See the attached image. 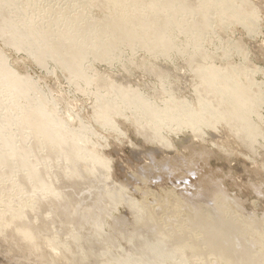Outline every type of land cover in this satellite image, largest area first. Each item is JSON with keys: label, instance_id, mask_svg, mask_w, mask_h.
Here are the masks:
<instances>
[{"label": "bare ground", "instance_id": "obj_1", "mask_svg": "<svg viewBox=\"0 0 264 264\" xmlns=\"http://www.w3.org/2000/svg\"><path fill=\"white\" fill-rule=\"evenodd\" d=\"M102 1L106 2L104 5L109 13L93 23L72 2L67 5L51 4L50 7L46 3L48 0H26L22 2L24 6L29 8L35 4L37 13L32 7L34 17L25 20L23 16L28 10L21 6L22 3L17 8V0H0V39L29 51L35 62L43 67H47L48 59H51L69 77L87 80L93 61L113 63L122 56L126 47L132 48L133 52L142 50L153 57L184 55L189 52L190 45L179 42L177 35L187 37L199 31L203 33V23L215 20L224 23L223 18L240 22L245 14L242 10L244 0H240V5L235 0H203V8H212L207 20L201 13L194 22L195 27L186 24L180 31L179 21H183L186 11H179V19L172 12L176 6L173 0ZM248 8L254 9L251 2ZM12 9H16L17 16ZM13 13L20 17L19 20L15 21L17 18ZM248 22L252 23L250 30L257 25L255 18H248ZM197 54L203 57V50L198 49ZM143 66L146 64L143 63ZM229 68L234 67L229 65L225 70H218L208 66L196 71L202 85L197 94L203 100L198 114L186 109L185 100L178 101L174 95L155 109L135 89H118L109 80L108 83L101 79L103 86L109 85L116 96L100 100L95 117L111 126L112 116L131 111L134 116L131 121L138 123V133L145 132L146 140L157 142L160 147H170L164 131L172 130L178 134L189 128L195 137H199L198 132L204 126L212 125L211 128L215 129L224 122L229 134L248 150L254 151L263 132L251 117L254 114L261 117L259 113L262 110L258 108L264 105V98L254 100V90L260 88L245 90L253 83L251 79L246 80L238 71ZM147 69L153 72L149 66ZM155 72H158V77H163L162 70ZM96 81L101 83L100 79ZM1 88L11 94L19 91L15 100L24 99L27 102V106L19 108L22 121L14 128L19 134H28L29 147L14 148L11 135L16 130L0 121V163L10 168L13 157H21L26 152L32 155L29 159L19 160V166L24 170L15 181L13 192L8 183L0 185V240L16 253L32 252V244L40 245V239H45L44 245L49 246L48 253L42 257V264H62L63 260V264H177L179 260L183 262L178 264H264V217L259 219L255 212L244 217L237 203L231 210L228 201H232L224 193L221 180L210 181L209 178L195 187V194L185 198L184 193L182 196L167 193V201L153 195L154 203L147 199L143 200V204L136 202L135 226L129 234L133 238L129 242L130 249L125 251L124 256L113 253L111 243L103 244L107 237L102 233V223L112 216L109 212L115 210L113 204L123 196L125 186L113 180L109 160L101 155L100 149L89 145L84 137L75 139L78 128L65 130L63 121L53 110L55 108L42 105V100L35 98L37 87L18 77L0 51V93ZM243 95L250 97L248 102H242ZM18 105L17 102L15 106ZM2 107L0 101V110ZM209 111L211 116L204 117ZM143 118L147 119V124L141 122ZM148 126L154 130L150 135L147 134ZM152 154L154 156V152ZM174 159L179 165V161ZM170 161H154L152 167L160 170L169 166V173L174 170ZM117 187H120L119 190ZM20 192L25 195H19ZM33 193L37 197L33 200L35 210L13 211L12 203H28ZM200 200L209 204L200 205ZM116 221L121 223L118 219ZM153 228L158 230L156 235ZM249 240L260 243V249L256 251L257 244ZM186 252L190 254L189 259L184 257ZM4 253L5 250L0 248V257Z\"/></svg>", "mask_w": 264, "mask_h": 264}, {"label": "rangeland", "instance_id": "obj_2", "mask_svg": "<svg viewBox=\"0 0 264 264\" xmlns=\"http://www.w3.org/2000/svg\"><path fill=\"white\" fill-rule=\"evenodd\" d=\"M25 1L17 0L16 5L18 6H15L17 8L23 7L22 2L25 3ZM91 1L48 0L46 3H49L51 7L59 3L67 5V3L72 2L71 4L78 5L79 9L84 11L85 17H90L91 21L96 23L102 20L109 11L104 5L106 4L105 1ZM179 1L173 0L176 6L172 12L177 16L181 9L186 11L183 21H179V25L182 27L179 29L180 31H183L186 24H192L191 27H195L194 22L201 13L207 20L212 10L210 7L203 8V0ZM235 2L240 5V0H235ZM249 2L253 4V10L248 8ZM20 3L23 5L20 6ZM185 4L188 5L185 6ZM34 5L29 7L30 10L24 6L28 10H25L26 13L24 12L25 20L34 17L35 12L33 13L32 10V7L35 8ZM15 10L12 9L17 16ZM242 10L245 11V14L241 12L244 16L240 22L233 21L231 18H223L224 23L220 20L203 23L201 25L204 29L203 33L199 31L197 34L194 33L195 35L188 34L187 37H184V34L177 35L179 42L182 44L188 42L190 45L189 52L184 55H178V53V56L174 54L172 58L153 57L142 50L133 52L132 48L126 47L122 56L113 63L103 60L93 61L90 65L91 74L87 80L69 77L68 73L56 62L50 61L51 59H48L47 67H43L38 61L35 62L36 60L29 51L18 49L0 39V51L6 57L9 67L18 77L37 87L35 98H40L43 102L42 105H49L51 109L55 108L53 110H56L58 118L63 121L65 130L79 129L75 135L76 140L84 137L89 145H93L97 150L100 149L101 155L110 162V175L113 180L117 184L125 186L122 191L123 196L118 197L113 204L115 210L109 212L112 216H108L106 221L102 223V233L107 237L103 244L111 243L110 250L113 253L124 256L125 251L130 249L129 242L133 238L129 234L135 226L136 202L143 204V200L147 199L154 203L153 195H158L162 201L164 199L167 201L165 197L167 193H175L179 196L185 194L183 196L185 198V196L195 194V187L200 185L202 180L208 178L210 181L215 179L214 181L220 182L221 180L220 185L224 186V193L232 201H228L231 210L235 209L237 203L241 208L240 210L243 211L244 217H248L251 212H255L259 219L264 217V105L258 108L262 110L259 113L261 117L256 114L251 117L257 124V128L263 132V136L258 139L254 151L248 150L238 139L229 134L230 132L225 129L227 123L224 122H221L215 128L216 130L211 128L212 125L204 126L198 132L199 137H195L189 128H185L181 132L177 131L178 134L172 130L164 131L170 147L162 146V148L157 142L146 140L145 132L138 133V123L131 121L134 117L131 111L121 116H112L111 126L101 123L95 117L99 101H104L105 97L116 96L109 85L103 86L102 80H109L118 89H135L139 96L144 98L147 103L152 104L155 109L161 106L171 95H174L178 101L185 100L186 109L198 114L203 105V100L197 94V89L202 85L196 71L208 66L216 67L218 70H225L229 65L233 66L234 68H229V70L234 69L243 78L251 79L253 82L245 90L260 88L254 90V100L264 98V0H244ZM217 16L219 17V15ZM177 17L181 18L180 16ZM251 17L255 18L257 23L254 26L255 29L252 30H250L252 23L248 22V18ZM18 18L15 21L19 20ZM194 39L197 40L194 41ZM198 49L203 50V57L197 54ZM143 63L146 64L145 67ZM148 66L153 72L148 71ZM157 70H162L163 77L156 75L158 72L155 71ZM98 79L101 83L97 84L96 80ZM123 83H126V86ZM17 96H19V91H13L11 94L1 88L0 101L3 103V107L0 110V121L2 124L13 127V131L17 129L14 126L22 121L19 108L27 106L24 99L16 101ZM249 98L243 95L242 102H248ZM17 102L19 105L16 107ZM203 116L210 117V111ZM146 121L147 119L143 118L141 122L147 124ZM83 129H87L88 132ZM147 129L149 130L148 135L154 132L151 126H148ZM11 136H13L14 148L25 147L27 149L29 147V139H26L28 134H19L16 130L15 134ZM152 152H154V156ZM31 157L30 152H26L21 157H13V165L10 168L0 163V185L8 183L13 192V185L24 170L19 166V160ZM174 158L179 161L177 162L179 165L174 162ZM170 159L172 161H170V165L174 169L169 172L170 174L168 173L169 166V168L159 166L160 170L152 167L154 161L164 162ZM174 165L177 167L174 168ZM192 167L196 168L195 171ZM189 182L190 184H188ZM119 188L116 189L119 190ZM255 189L259 191L257 192ZM19 195L25 194L20 192ZM36 198L35 193H33L32 199L28 203H12V207L15 209L13 211L35 210L33 209V200L35 201ZM198 203L200 205L209 204L203 200ZM116 219L121 223H117ZM157 231L154 230L153 233L156 235ZM42 234L45 236V233ZM249 235L251 236V234ZM124 236L127 238L125 239ZM64 238L65 236L61 239ZM250 242L257 244L256 251L260 249V243L257 241ZM44 243L45 239H40V245L32 244L31 248H34L32 252L29 250L27 253L18 254L0 240V248L5 250L3 257H0V262L42 264V257L48 253L49 246V244L44 245ZM184 257L189 259L190 254L186 252ZM181 262L183 261L179 260L177 264Z\"/></svg>", "mask_w": 264, "mask_h": 264}]
</instances>
